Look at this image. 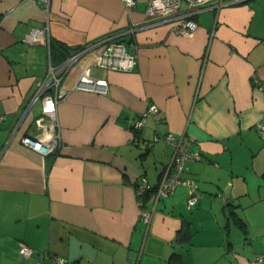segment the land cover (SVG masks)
I'll use <instances>...</instances> for the list:
<instances>
[{
  "label": "crops",
  "instance_id": "crops-1",
  "mask_svg": "<svg viewBox=\"0 0 264 264\" xmlns=\"http://www.w3.org/2000/svg\"><path fill=\"white\" fill-rule=\"evenodd\" d=\"M212 4L219 6L187 17L196 29L183 35L169 22L153 23L145 0L130 10L122 0H51L48 10L35 0H0V264H57V257L66 264H171L173 254L184 259L191 249L194 207L212 225L220 215L226 225V203L264 195L257 128L264 123V0ZM194 9L182 1L179 13ZM46 22L51 64L64 58L57 44L72 54L108 34L134 41L138 54L131 71L91 69L107 80L104 94L72 89L84 63L72 64L54 128L48 118L38 125L40 97L31 102L48 51L25 41ZM151 104L157 113H147L135 132L132 122ZM54 130L56 152L42 155L20 142ZM167 133L202 154L181 173L195 181L197 202L188 209L189 188L178 185L156 201L146 228L138 201L152 206L153 198L134 189L142 178L157 184L171 148L162 137L147 142ZM214 232L222 240L220 225ZM20 242L32 248L29 257L18 252ZM228 244L224 251H233Z\"/></svg>",
  "mask_w": 264,
  "mask_h": 264
},
{
  "label": "built area",
  "instance_id": "built-area-1",
  "mask_svg": "<svg viewBox=\"0 0 264 264\" xmlns=\"http://www.w3.org/2000/svg\"><path fill=\"white\" fill-rule=\"evenodd\" d=\"M41 2L46 10H48L51 0H35ZM127 9H132L137 0H122ZM182 1H186L190 7H197L189 14L179 13ZM213 0H145V14L148 15L153 23L169 22L172 28L183 34L192 35L196 29V22L188 19L189 15L198 11L215 8L219 5L212 6ZM212 4V5H211ZM211 5V6H210ZM25 41L31 44H42L46 46L48 51V68L45 76L37 83L36 90L31 99L34 102L38 97L41 100L42 117L38 120V125L41 126L46 118L49 119V124L54 128L56 126V108L57 102L66 94V90L60 87L63 77L69 67L76 62H83L84 66L78 73L72 89L88 90L96 93H106L108 90L107 80L97 78L91 75L93 67L104 70L116 71H131L135 68L138 61L137 45L134 41L129 43L124 42L117 34H108L97 39L91 44L77 50L68 56L63 62L56 65L50 62V35L49 27L46 22L40 27L31 28L25 35ZM253 82L260 86V80L253 76ZM29 105L25 108L24 116L29 111ZM158 107L155 104L149 105L147 111L139 114L132 122L131 128L139 130L146 123V114H156ZM45 118V119H44ZM3 116L0 115V120ZM258 130L262 138H264V123L258 125ZM15 128L12 131L15 132ZM160 137L164 139L166 145L171 148L169 160L165 163L160 172V177L155 185H151L142 178L135 185V194L137 197H144L150 193L152 195L153 204L149 206L144 200L138 201L139 218L145 224L146 228L151 222L154 206L157 200L167 197L173 193L175 188L180 185H186L189 188L186 197L187 208L192 207L197 202V185L191 178L182 177L183 164L186 160L201 159L202 154L198 151L189 150L182 144V138L176 137L173 133H167L163 136L156 135L152 140L148 141V145L158 140ZM23 146L39 152L42 155L56 152L60 147L59 132L51 131L42 136L23 135L20 138ZM18 252L29 257L32 253V248L24 242H20ZM57 264H66V262L57 257L54 259Z\"/></svg>",
  "mask_w": 264,
  "mask_h": 264
},
{
  "label": "rangeland",
  "instance_id": "rangeland-1",
  "mask_svg": "<svg viewBox=\"0 0 264 264\" xmlns=\"http://www.w3.org/2000/svg\"><path fill=\"white\" fill-rule=\"evenodd\" d=\"M261 191V190H260ZM253 197V198H252ZM260 203V204H259ZM234 210L247 223L248 231L244 233L240 228L231 225L229 231L225 229L223 216H219V224L212 225L210 215L203 211L200 215L196 213V204L193 206L190 214L194 216V225L192 226V246L184 260L186 264H253L255 254L264 252V195L257 194L243 196L240 203L236 202ZM198 210V209H197ZM203 225V227L201 226ZM218 225L222 228V240L220 236L214 241L216 228ZM196 231V232H195ZM215 234V235H214ZM228 243L234 246L233 251H224ZM255 249V250H254Z\"/></svg>",
  "mask_w": 264,
  "mask_h": 264
},
{
  "label": "trees",
  "instance_id": "trees-1",
  "mask_svg": "<svg viewBox=\"0 0 264 264\" xmlns=\"http://www.w3.org/2000/svg\"><path fill=\"white\" fill-rule=\"evenodd\" d=\"M50 49H51V45H50ZM55 49L60 54H63V57H64L62 60H60L56 64L63 62L71 54V53H69L68 48L65 47L64 45H61V44H57L54 48V51H55ZM50 55H51V50H50ZM135 132H136V130H135ZM182 171H183V169H182ZM196 195H197V192H196ZM192 207H190V208H192ZM236 207L237 206L235 204H232V203H226L224 205V212H226V219H227V223H226V225H224V227L226 230L229 231L230 226L233 224V225L237 226L238 228H240L244 233H247V231H248L247 223L234 210V208H236ZM190 208H188V209H190ZM171 257H173L171 264H184V259H183L181 254L176 253V254H173ZM253 258H254V260L251 263H253V264H264V252L256 253L255 257H253Z\"/></svg>",
  "mask_w": 264,
  "mask_h": 264
}]
</instances>
